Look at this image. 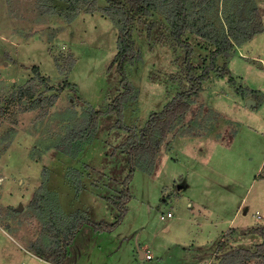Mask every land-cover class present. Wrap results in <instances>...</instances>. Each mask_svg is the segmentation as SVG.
Wrapping results in <instances>:
<instances>
[{
    "label": "rangeland",
    "instance_id": "374dc122",
    "mask_svg": "<svg viewBox=\"0 0 264 264\" xmlns=\"http://www.w3.org/2000/svg\"><path fill=\"white\" fill-rule=\"evenodd\" d=\"M70 3L77 8L71 19ZM106 5L105 0H0V264H50L30 245L49 241L52 226L63 229L77 214L106 221L117 215L106 197L117 192L129 166L118 148L127 132L106 114L121 90L110 67L120 17ZM253 6L264 21V0H212L202 14L210 33L222 38ZM197 10L194 19L201 26V7ZM160 20L162 12L155 10L133 31L138 57L126 74L135 94L124 102L122 121L137 132L152 111L185 87L183 51L162 42L160 34L168 31H156ZM185 36L201 72L209 62L208 47L201 46V35ZM233 46L228 59L217 57L216 69L190 98V111L174 119L153 172L134 170L122 222L92 240L85 223L68 256L77 262L92 257L91 264H217L221 253L261 242L244 231L264 227V32ZM72 60L71 70L62 73L59 67L64 72ZM20 87L36 89L41 103L29 109L34 97L20 99ZM90 108L103 112L94 138L74 156L58 150L55 145ZM167 210L173 216L161 220ZM231 227L234 233L228 232ZM107 238L110 243L102 241ZM137 241L146 246L144 258ZM221 241L226 246L219 251ZM259 262L245 264H264Z\"/></svg>",
    "mask_w": 264,
    "mask_h": 264
},
{
    "label": "trees",
    "instance_id": "16d2710c",
    "mask_svg": "<svg viewBox=\"0 0 264 264\" xmlns=\"http://www.w3.org/2000/svg\"><path fill=\"white\" fill-rule=\"evenodd\" d=\"M74 0H70V2ZM212 0H105L106 9L119 18V31L117 34V51L113 57L110 67H115L119 78L121 90L108 104L106 114L115 116V126L124 129L127 132L126 139L119 145L126 155L129 166L128 173L122 179L120 187L112 196L106 199L116 207L117 215L113 221L93 220L85 215H75L71 222L65 228L52 226L49 229V241L35 242L30 245L32 252L39 258L50 264H63L68 257V247L72 243L75 235L78 233L82 225L89 224L94 232H112L123 220L127 212V203L131 198L129 191V183L132 179L135 169L142 170L147 174H151L156 166L159 154V146L170 132L175 118H182L190 111L191 97L202 88V83L206 80L210 72L216 69V60L219 55H223L228 59V52L231 51L233 45H241L250 40L254 35L264 32V22L262 14L258 7L253 6L247 19H242L241 24L227 27L223 37H214L210 33V26L206 23L205 16L202 14V7L208 5ZM79 2V1H78ZM201 7V26L199 20L194 19V14L199 13L198 8ZM72 13L70 19L77 13L74 4H69ZM155 10H160L164 21L160 20V26L156 27V31L165 28L168 33L160 34L162 42L168 41L169 44L180 48L183 55L180 57L182 63V78L185 87L176 93L173 98L168 101L160 110L152 111L144 125L138 130L123 124L122 111L124 102L134 95L135 90L130 83L126 74V67L138 57V50L133 38V31L136 24L146 15L152 14ZM69 19V20H70ZM153 23V24H152ZM148 25V33L154 27L155 22ZM207 27V28H206ZM190 32L194 35H201V46L208 47L209 62L207 65L200 66L193 60V46L186 38L185 34ZM206 43V44H205ZM213 46V48L211 47ZM74 61L67 66L62 73L71 70ZM222 73L229 74V68L223 64ZM233 83V79L229 78ZM42 81L44 79H41ZM68 84L67 80L64 81ZM34 90L30 87H20L18 97H34ZM249 90V89H248ZM240 91V90H239ZM255 94V90H249ZM42 97L32 98L28 108H35L41 103ZM103 112L90 108L86 118L67 130L60 141L55 145L58 150L68 151L71 155H76L85 143L90 142L97 131L99 118ZM35 200V199H34ZM228 232H235V228L228 229ZM244 234H254L261 239V242L255 244L254 249L248 247H235L221 253L218 257L217 264H245L254 259L256 263L264 261V227L249 226L245 229ZM226 246L225 241H221L218 245L219 251Z\"/></svg>",
    "mask_w": 264,
    "mask_h": 264
},
{
    "label": "crops",
    "instance_id": "0c3cea01",
    "mask_svg": "<svg viewBox=\"0 0 264 264\" xmlns=\"http://www.w3.org/2000/svg\"><path fill=\"white\" fill-rule=\"evenodd\" d=\"M264 22V21H263ZM167 211H169V210H167ZM245 212V211H244ZM163 214V213H162ZM167 219V218H166ZM99 232H97V233H94L93 232V230H92V232H91V234H90V240H92V239H94L95 237H97L98 235H96V234H98ZM101 233H106V232H101ZM87 240V239H86ZM102 241H104V242H107V243H110V241H111V239L110 238H107V239H102ZM88 242V241H87ZM87 244V243H86ZM86 244H84V247L85 248H87V251H89V247L90 246H86ZM73 245V244H72ZM146 247V246H145ZM145 247L144 248H142L141 246H140V244H139V242L137 241V248H138V255H139V257H141V258H144V253L145 252H143L141 249H145ZM140 248V249H139ZM75 251V250H74ZM70 252H71V250H70V248L68 249V255L70 254ZM86 256V255H85ZM78 261V259H76L75 260V257L74 258H72V257H70V256H68L67 257V260H66V262H65V264H91L90 262H92V257H91V259L89 260V257H87V258H85L84 257V259L82 260V261H80V262H77ZM95 264V263H94Z\"/></svg>",
    "mask_w": 264,
    "mask_h": 264
},
{
    "label": "built area",
    "instance_id": "2783aa9c",
    "mask_svg": "<svg viewBox=\"0 0 264 264\" xmlns=\"http://www.w3.org/2000/svg\"><path fill=\"white\" fill-rule=\"evenodd\" d=\"M172 216H173V214H172V212L169 210V211H166L165 213L161 214V215H160V219H161V220H165L166 218H170V217H172ZM147 257H148V258H151V256H150L149 254H147Z\"/></svg>",
    "mask_w": 264,
    "mask_h": 264
},
{
    "label": "water",
    "instance_id": "95a60500",
    "mask_svg": "<svg viewBox=\"0 0 264 264\" xmlns=\"http://www.w3.org/2000/svg\"><path fill=\"white\" fill-rule=\"evenodd\" d=\"M251 102H252L251 99H247V101H246L247 105H250ZM18 209H21V205H19Z\"/></svg>",
    "mask_w": 264,
    "mask_h": 264
}]
</instances>
